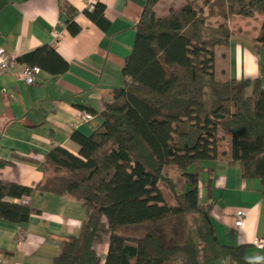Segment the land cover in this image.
I'll list each match as a JSON object with an SVG mask.
<instances>
[{"label":"trees","instance_id":"obj_1","mask_svg":"<svg viewBox=\"0 0 264 264\" xmlns=\"http://www.w3.org/2000/svg\"><path fill=\"white\" fill-rule=\"evenodd\" d=\"M180 1L161 14L158 0L146 1L121 69L122 86L101 111L89 110L100 119L89 134L71 133L77 154L51 148L41 161L48 171L34 187L0 178L4 220L25 223L38 213L20 202L34 191L69 196L83 206L78 231L63 238L50 264H100L103 242L104 264H250L243 245L223 244L215 233L213 173L202 163L226 156L242 179L259 180L264 198V87L259 78L221 77L215 65L216 48L236 32L228 25L235 16L262 17L251 41L264 48V0ZM59 6L66 29L76 35L75 9L66 0ZM103 11L96 3L83 10L101 26ZM17 60L53 75L68 68L50 45ZM227 137L228 155L221 149ZM9 162L0 160V168ZM168 170L182 179L180 188Z\"/></svg>","mask_w":264,"mask_h":264},{"label":"crops","instance_id":"obj_2","mask_svg":"<svg viewBox=\"0 0 264 264\" xmlns=\"http://www.w3.org/2000/svg\"><path fill=\"white\" fill-rule=\"evenodd\" d=\"M62 0H0V46L19 57L40 46L50 45L68 63L57 75L44 70L28 85L19 75L25 62L18 61L16 71L0 75V160L10 161L0 168V178L34 187L48 170L41 161L54 146L77 154L71 140L77 130L89 134L100 121L74 123L80 110L101 111L114 88L123 84L121 73L129 55L135 25L147 0H94L104 6L105 22L98 25L83 12L89 0H66L76 11L80 31L71 35L61 12ZM262 21L260 15L228 21L236 31L226 46L216 48V71L229 79L259 78L264 87V48L253 45ZM74 123V125H72ZM227 155L229 150L227 149ZM32 158L26 161L23 158ZM212 191L211 219L219 241L243 245L250 264H264V248L253 244L264 237V198L258 179H242L237 163L226 156L210 160ZM206 179L207 172L201 174ZM199 196L207 194L199 186ZM11 200L10 198H6ZM32 213L25 223L0 218V263L50 264L65 236L75 234L85 217L81 203L69 196L34 191ZM246 211L242 227L234 226V213ZM23 236H19L18 232ZM107 243L97 246L104 264ZM211 264H235L226 260Z\"/></svg>","mask_w":264,"mask_h":264},{"label":"built area","instance_id":"obj_3","mask_svg":"<svg viewBox=\"0 0 264 264\" xmlns=\"http://www.w3.org/2000/svg\"><path fill=\"white\" fill-rule=\"evenodd\" d=\"M95 1L89 0L85 3L84 9L91 11L94 9ZM18 64L17 57L7 52L2 46H0V75L4 72H15ZM41 68L37 65H24L19 72V75L23 78L24 82L28 85L35 83L36 77L41 73ZM93 114L88 111L80 110L76 114V120L74 123L89 122L93 119ZM72 123V125H74ZM22 204H30L31 196L27 195L20 199ZM246 211L238 209L234 213V226L242 227L245 222ZM19 236H23L22 232H18ZM253 244L263 249L264 248V237L255 238Z\"/></svg>","mask_w":264,"mask_h":264},{"label":"rangeland","instance_id":"obj_4","mask_svg":"<svg viewBox=\"0 0 264 264\" xmlns=\"http://www.w3.org/2000/svg\"><path fill=\"white\" fill-rule=\"evenodd\" d=\"M181 3L180 0H158V2L155 5L156 11L158 13H164L166 11V9L172 5H179ZM229 147V140L228 137L222 141L221 144V149L223 150H227ZM209 163V161H204L202 164L204 167H207V164ZM167 173L169 174V176H172L173 179L177 180L178 186L179 188L181 187V183H182V179L178 177H176L178 174L172 170H168ZM201 201L205 202L207 201V199H201Z\"/></svg>","mask_w":264,"mask_h":264}]
</instances>
